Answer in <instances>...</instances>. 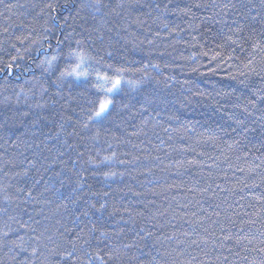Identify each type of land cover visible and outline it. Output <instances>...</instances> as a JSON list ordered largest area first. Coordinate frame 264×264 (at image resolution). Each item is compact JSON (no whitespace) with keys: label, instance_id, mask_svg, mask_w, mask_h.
I'll list each match as a JSON object with an SVG mask.
<instances>
[{"label":"trees","instance_id":"1","mask_svg":"<svg viewBox=\"0 0 264 264\" xmlns=\"http://www.w3.org/2000/svg\"><path fill=\"white\" fill-rule=\"evenodd\" d=\"M0 264H264V0H0Z\"/></svg>","mask_w":264,"mask_h":264},{"label":"snow or ice","instance_id":"2","mask_svg":"<svg viewBox=\"0 0 264 264\" xmlns=\"http://www.w3.org/2000/svg\"><path fill=\"white\" fill-rule=\"evenodd\" d=\"M77 76L80 75H86V73H76ZM104 79H108L107 77H105ZM121 83L120 79H115L113 82V88H115L116 86H118ZM108 91H112V89H108ZM110 101L104 102L100 104L99 110L95 113L96 116H100L101 114H103L105 112V110L108 108ZM69 255H71V253H69ZM98 259H103L102 257H98Z\"/></svg>","mask_w":264,"mask_h":264},{"label":"rangeland","instance_id":"3","mask_svg":"<svg viewBox=\"0 0 264 264\" xmlns=\"http://www.w3.org/2000/svg\"><path fill=\"white\" fill-rule=\"evenodd\" d=\"M107 101H109V100H106L105 102H107ZM103 103H104V102H103ZM109 105H110V103H109ZM108 107H109V106H108ZM107 109H108V108H107ZM107 109H106V110H107ZM106 110H105V112H106ZM105 112H104V113H105ZM104 113L101 114L100 116H97V117H98V118L102 117V116L104 115Z\"/></svg>","mask_w":264,"mask_h":264}]
</instances>
